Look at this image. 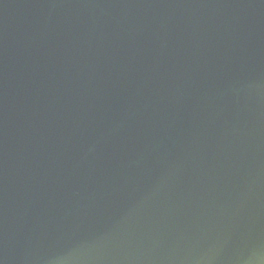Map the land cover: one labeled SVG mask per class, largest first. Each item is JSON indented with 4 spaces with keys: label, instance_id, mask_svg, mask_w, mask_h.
I'll list each match as a JSON object with an SVG mask.
<instances>
[{
    "label": "water",
    "instance_id": "water-1",
    "mask_svg": "<svg viewBox=\"0 0 264 264\" xmlns=\"http://www.w3.org/2000/svg\"><path fill=\"white\" fill-rule=\"evenodd\" d=\"M0 264H264V0H0Z\"/></svg>",
    "mask_w": 264,
    "mask_h": 264
}]
</instances>
